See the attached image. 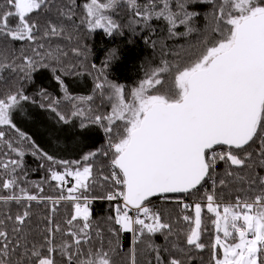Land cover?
<instances>
[{
	"label": "snow or ice",
	"instance_id": "6c2138e0",
	"mask_svg": "<svg viewBox=\"0 0 264 264\" xmlns=\"http://www.w3.org/2000/svg\"><path fill=\"white\" fill-rule=\"evenodd\" d=\"M69 3L71 7L58 0H4L0 4V84L16 89L0 96V126L16 133L8 139L0 130V145L7 149L0 151V192L7 193L0 195L4 206L0 209V264H113L120 245L118 240L114 244L109 239L105 250L104 233L91 218L90 205L95 199L116 202L115 215L106 218L110 234L118 238L121 232L132 233L128 264H139L138 256L149 253H154L155 264H185L186 249L206 247L201 242L206 230L202 217L205 207L215 217L212 224L217 234L211 244L214 264H264V175L252 174L257 167L264 169V0H174L175 7L173 0H148L143 6L138 0H89L83 4L86 15L78 24L74 21L76 0ZM204 4L211 7L203 13L204 28L198 29L194 23L201 13L196 6ZM122 5L140 18L130 23V28L140 22L149 27L152 18H163L169 37L197 32L201 39L196 45L182 46L187 62L161 61V66L145 71V78L131 87L128 95L125 84L111 81L105 73L108 63L117 58L116 50L98 70L95 96L69 95L61 76H55L71 109L66 115L59 110L60 100L40 91L49 101L41 107L50 109L62 124L60 128L53 125L55 138L75 142L77 148L86 147L92 135L88 125L101 126L107 137L106 151H89L78 160H57L14 123L22 102L31 99L17 85L31 80L37 69L48 68L45 60L62 65V58L68 56L61 45L46 46L45 40L79 39L68 31L69 23L73 31L83 26L88 32L103 29L112 35L120 25L106 13ZM33 15L44 16L45 23L41 25ZM177 24L185 27L183 33L175 31ZM14 42H25L28 47L15 55L9 47ZM145 43H149L147 38ZM151 46L155 49L156 42ZM86 48L74 47L71 52L86 58ZM56 70L52 68L53 73ZM97 98V107L110 106L107 113L99 114L91 106ZM73 117L82 118L78 126ZM257 141L258 150L247 151ZM26 143L33 156L48 162L47 177L40 183L30 182L35 191L22 186L29 183L23 172L22 145ZM100 154L111 157V175L101 171L98 181L93 161ZM220 162L224 169L217 172ZM68 178L74 181L70 187ZM206 180H211L212 191L205 192L206 204H194V217L182 216L189 225L186 230H177L165 219L171 216L170 209L150 206L151 198L169 201L173 194L196 191ZM50 182H55L56 195H44V184ZM104 182H114L115 190L92 195L97 187L104 189ZM225 192L229 196L235 193V201L224 203ZM33 202L47 206V215L35 226ZM10 203L19 206L15 213L8 207ZM62 204L71 211L65 212L68 218L61 223L56 216ZM190 207L183 204V209ZM45 221L46 226L40 227ZM158 233L165 241L174 235L177 240L161 248L152 241ZM164 253H168L166 259Z\"/></svg>",
	"mask_w": 264,
	"mask_h": 264
},
{
	"label": "trees",
	"instance_id": "16d2710c",
	"mask_svg": "<svg viewBox=\"0 0 264 264\" xmlns=\"http://www.w3.org/2000/svg\"><path fill=\"white\" fill-rule=\"evenodd\" d=\"M4 0H0V4H3ZM89 2V0H76L75 10L76 15L74 17V21L78 24L79 20L82 16L86 15L83 10V4ZM148 0H138V4L140 6L145 5ZM58 3H63L68 7L72 5L69 3V0H58ZM173 7H175V3L173 0ZM189 10H193V6L189 5ZM210 5H197L196 10H199L201 15L196 18L194 26L198 29L204 28V18L203 13L210 10ZM111 17L117 18L119 21L120 27L114 31L112 35L105 34L104 30H92L88 32V30L81 26L77 31H73V25L71 23L68 24V31L71 32L73 37L79 36V39H73L71 42L64 38H52L49 42L45 40L44 43L46 46L50 43L52 47H55L57 44L61 45L65 51L68 52V56L62 58V65H57L54 61L45 60V63L49 64L48 68H39L36 72L32 73L31 80L20 81L17 87L22 86L25 95L29 96L31 99L28 101L32 104H35L39 109H48L47 107H41V105H47L49 103L48 100H45L42 95H40V91L44 90L52 99H58L61 101L60 109L66 115L70 114V105L68 102L63 100V93L58 87V82L55 81V76L59 75L61 78L69 83H72L68 89L70 90L69 95L75 96H88L96 94L93 93L94 83L96 82L97 77L99 76V69L104 67V62L108 61L109 56L112 50H116L117 58L114 61H110L108 66L105 68V73L113 82L125 84L126 95L130 93V89L133 86H138V82L140 79L145 78L144 73L154 67L161 66V61L167 60L169 62H175L177 60L180 61L181 65H183L188 60V54L184 50V47L188 45H196L197 41L201 39L200 35L197 32H193L188 36H174L169 37L167 32V22L163 20V18L156 19L152 18L148 23L149 27H145L143 22L134 23L130 28L128 25L132 23L134 20H139V17L135 16V13H129L128 10H114V14H111ZM33 19L39 21L41 25L45 23L44 16H35L33 15ZM134 29V30H133ZM154 30V31H153ZM175 31L178 33H183L185 31V27L177 24ZM148 39L149 43H145V39ZM156 42L155 49L152 48L151 42ZM87 46V57L84 56L76 57L72 54V48H81L82 46ZM184 46V47H182ZM14 50L15 55H19L20 49L22 47H28L25 42H14L9 46ZM194 54H198V50L196 48L192 49ZM8 58L11 59V53L8 54ZM194 58V57H193ZM69 65H73L72 67H66ZM92 65H96V68L93 69ZM56 67V72L53 73L52 68ZM3 75L7 76L8 73L5 72ZM163 79H167V76H164ZM80 80L81 82H85V86L74 84ZM102 82L103 78L100 77ZM15 87H12L11 84L5 86L0 84V96L7 94L9 91H15ZM100 104V100L95 99L94 103L91 105L99 114H105L110 110V106L105 105L103 107H97ZM50 110V109H48ZM35 114H43L39 110H34ZM34 115V114H33ZM55 115V114H54ZM73 117L76 121L77 126L80 124L82 118ZM87 125V121H84ZM92 130V135L86 141L87 146L81 145L79 148L76 147L75 142H66L63 138L57 140L52 137V141L58 142L59 145L56 147L60 152L58 157H62L61 152L66 154L65 158H56L57 160H78L81 155L87 153L89 151H96L97 149L107 150L106 140L107 137L103 131V128L99 125H88ZM0 130H4L6 133V138L13 139L16 136V133L13 129L6 126H0ZM32 130V127L29 128ZM33 136L36 138V132L31 131ZM33 141V140H32ZM49 143V139L47 141ZM259 142L257 141L255 144H252L247 147V151L256 152L258 150ZM25 151V155L23 157V172L27 173L26 181L29 182L27 185L22 184V186L29 187L30 191H35L34 188H31L30 182L40 183L43 181L47 175V165L48 162L38 158L37 156L32 155L33 149L28 146V144L22 145ZM0 151H7L3 145H0ZM15 158V154H13ZM110 156L105 157L102 154L98 155L93 163L95 165L94 174L97 176L98 181L100 179V172H103V175L110 176L111 166L109 164ZM44 164L45 167H41ZM224 169V163L220 162L217 166V172H222ZM58 171H63L62 168H57ZM245 170H242V173ZM258 173L259 175H264V169H260L259 167L255 168L254 173ZM22 175V173H21ZM70 181V178H69ZM102 182V181H101ZM206 182H203L202 186H198V189L192 193L188 194H177L174 195V198L169 201H162L159 198H152L150 206L155 209H159L161 207H166L171 210V216L166 217L169 222L174 224V227L179 229H187L189 225L184 222L181 218L183 215H190L194 217V204L196 202H200L202 206L205 204V192L211 193L212 191V183L206 185ZM105 187L103 190L98 187L91 193L92 195H102L107 191L112 190V182H104ZM51 185V186H50ZM49 184H44L45 192L44 195H56L57 193L53 190L55 186V182H50ZM71 186V181L68 185ZM236 185H233L235 187ZM242 187H247L246 184L240 185ZM219 189L217 190V196L219 197ZM6 192H0V195H6ZM182 199L186 201H182ZM235 199V193L231 196L225 192L224 200ZM182 202V203H181ZM186 202L193 207L188 209H183V204ZM190 202V203H189ZM114 202H109L105 199H95L92 201L90 205L91 210V218L92 220L100 227V229L104 233V248L108 249V240L111 239L114 244L118 243L120 245L117 248V255L112 257L113 264H128V253L131 247V233L129 232H121L119 233V237L113 236L107 231L108 228V216H114L115 213L113 208L115 207ZM4 206L0 204V209ZM9 208L15 213L19 206L14 203H10L8 205ZM33 215V224L35 226V222L39 220L40 217L47 215V206L45 204L36 205L33 202L32 205ZM70 212L71 209L62 204L58 209V215L56 216V220L59 222H63L64 219L68 218L65 216V212ZM203 217V226L206 230L202 233L201 242H203L206 247L203 250L192 249L191 251H187L184 255L185 264H214L212 260V248L211 244L215 235L217 234L215 231V227L212 224V220L215 218L213 215L207 212L206 207L203 208L202 211ZM46 226V221L44 224H41L40 227ZM63 226V225H62ZM118 229L119 226L115 225ZM38 239H41L38 237ZM60 237L57 235V240ZM177 240V237L174 235L170 237L169 241H165L163 234H155L152 236V241L163 248L164 246L170 247V242ZM180 243L183 244V238L181 237ZM95 247V246H94ZM143 247V245H140ZM168 257V253H164V258ZM57 258L59 260L58 254ZM139 264H147L148 260H152L154 262V253H149L147 256L140 257L138 256Z\"/></svg>",
	"mask_w": 264,
	"mask_h": 264
},
{
	"label": "rangeland",
	"instance_id": "374dc122",
	"mask_svg": "<svg viewBox=\"0 0 264 264\" xmlns=\"http://www.w3.org/2000/svg\"><path fill=\"white\" fill-rule=\"evenodd\" d=\"M100 2H104V0H100ZM139 5H141V4H139ZM117 9L122 10V11L128 10V12L130 14L134 13L133 11H130L126 5H122V6L118 7ZM106 14L111 16V14H114V10H109ZM112 19L119 25V21L117 18L112 17ZM98 30H103V29H98ZM55 81H56V79H55ZM64 83H65V86L67 88L70 87L72 84V83H69V85H68V82H66V81H64ZM74 84H76V85L79 84L81 86H83V84H84V86H85V82H83V81L81 82L80 80H77V82H75ZM70 90H69V92H70ZM34 110H39L43 114H35ZM25 113H28L30 115H25ZM13 120H14V123L16 124V126L21 131L25 132L29 137H31L32 140L35 142V144L43 152H47L49 155H52L55 158H62L63 159L66 157V155H63V154H66L64 152H61V153H63V154H61L62 157H58L60 152L58 151V149L56 147H58L59 143L52 141V137L55 136V133H53L51 131L53 125L56 128H60L62 126V124L60 122H58V118L54 115L53 112H51V110L39 109L35 104H32L28 101H25V102H22V108L18 110V113L14 114ZM31 127H32L31 131L36 132V138L33 136L31 131L29 130V128H31ZM48 139H49V143H47ZM109 164H110V161H109ZM70 181L74 182L71 180V178H70ZM209 183H212L211 180H207L206 185H208ZM182 201H186V200L182 199ZM229 201L234 202L235 199L224 200L223 202L228 203ZM184 203H186V202H184ZM205 204H206V199H205ZM183 215H184V213H183ZM182 216H181V218H182ZM220 235L222 236L223 234L220 233ZM213 241H214V239H213ZM222 255H223V253L221 250L220 251V257L221 258H222Z\"/></svg>",
	"mask_w": 264,
	"mask_h": 264
},
{
	"label": "built area",
	"instance_id": "2783aa9c",
	"mask_svg": "<svg viewBox=\"0 0 264 264\" xmlns=\"http://www.w3.org/2000/svg\"><path fill=\"white\" fill-rule=\"evenodd\" d=\"M220 150H222L221 148H217V151H220ZM110 175H111V173H110ZM112 190H115V185H114V182H112ZM114 203H116V202H114ZM119 203H122V201H119ZM130 214H133V213H130ZM131 238H132V233H131Z\"/></svg>",
	"mask_w": 264,
	"mask_h": 264
},
{
	"label": "water",
	"instance_id": "95a60500",
	"mask_svg": "<svg viewBox=\"0 0 264 264\" xmlns=\"http://www.w3.org/2000/svg\"><path fill=\"white\" fill-rule=\"evenodd\" d=\"M182 194V193H181ZM173 195H177V194H173ZM152 199V198H151Z\"/></svg>",
	"mask_w": 264,
	"mask_h": 264
}]
</instances>
